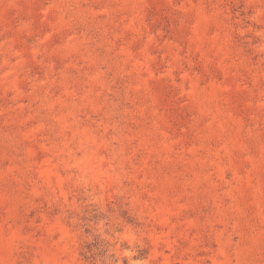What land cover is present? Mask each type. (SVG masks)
Returning a JSON list of instances; mask_svg holds the SVG:
<instances>
[{"label":"rangeland","instance_id":"obj_1","mask_svg":"<svg viewBox=\"0 0 264 264\" xmlns=\"http://www.w3.org/2000/svg\"><path fill=\"white\" fill-rule=\"evenodd\" d=\"M0 264H264V0H0Z\"/></svg>","mask_w":264,"mask_h":264}]
</instances>
